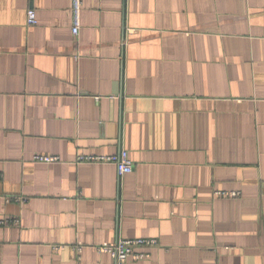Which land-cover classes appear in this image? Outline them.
I'll return each mask as SVG.
<instances>
[{
  "label": "crops",
  "instance_id": "1",
  "mask_svg": "<svg viewBox=\"0 0 264 264\" xmlns=\"http://www.w3.org/2000/svg\"><path fill=\"white\" fill-rule=\"evenodd\" d=\"M72 27V0H0V264L134 238L160 246L126 264H264V0H82ZM123 150L122 177L76 163Z\"/></svg>",
  "mask_w": 264,
  "mask_h": 264
},
{
  "label": "built area",
  "instance_id": "2",
  "mask_svg": "<svg viewBox=\"0 0 264 264\" xmlns=\"http://www.w3.org/2000/svg\"><path fill=\"white\" fill-rule=\"evenodd\" d=\"M81 8L82 0H72L73 10V27L72 32L77 36L81 26ZM27 24L30 27L38 25L37 14L34 9L27 12ZM33 161L42 164L59 163L60 157L37 154L33 157ZM77 164H114L120 177L133 172L134 163L131 160L128 151H121L116 155H87L80 153L76 159ZM240 192H220L215 193L218 197L236 198L240 196ZM19 219L0 220V225H19ZM160 246L156 238H134V239H118L115 242H105L93 248L99 254H105L112 257L115 264H126L128 262L146 261L151 258V250ZM75 252L81 257L84 245L78 243L72 246ZM65 248L63 245H54L53 250L59 251Z\"/></svg>",
  "mask_w": 264,
  "mask_h": 264
}]
</instances>
